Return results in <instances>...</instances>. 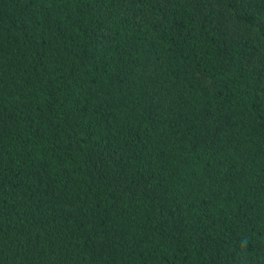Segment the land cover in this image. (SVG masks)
Segmentation results:
<instances>
[{"label": "trees", "instance_id": "16d2710c", "mask_svg": "<svg viewBox=\"0 0 264 264\" xmlns=\"http://www.w3.org/2000/svg\"><path fill=\"white\" fill-rule=\"evenodd\" d=\"M0 264H264V0H0Z\"/></svg>", "mask_w": 264, "mask_h": 264}]
</instances>
